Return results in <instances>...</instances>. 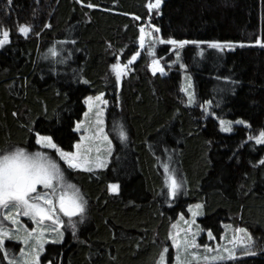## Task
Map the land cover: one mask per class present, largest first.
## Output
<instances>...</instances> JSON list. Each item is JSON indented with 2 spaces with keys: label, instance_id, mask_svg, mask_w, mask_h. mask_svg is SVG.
Instances as JSON below:
<instances>
[{
  "label": "trees",
  "instance_id": "16d2710c",
  "mask_svg": "<svg viewBox=\"0 0 264 264\" xmlns=\"http://www.w3.org/2000/svg\"><path fill=\"white\" fill-rule=\"evenodd\" d=\"M149 2L0 0V32L9 30L0 46V154L41 151L37 131L72 152L86 99L104 93L108 101L110 161L93 172L65 169L87 203L74 218L59 212L63 239L46 246L42 261L159 264L172 223L200 204L202 225L218 237L235 225L253 238L255 255L212 264H264V144L253 140L264 131V48L254 43L264 39V0H162L151 9ZM148 25L164 42L156 58L168 55L162 74L146 52L129 63ZM170 39L189 41L178 62ZM211 42L234 46L191 45ZM115 62L130 66L127 77L111 71ZM220 120L245 123L225 133ZM166 164L181 184L173 198ZM4 244L0 264H10L4 250L15 256L22 243Z\"/></svg>",
  "mask_w": 264,
  "mask_h": 264
},
{
  "label": "snow or ice",
  "instance_id": "6c2138e0",
  "mask_svg": "<svg viewBox=\"0 0 264 264\" xmlns=\"http://www.w3.org/2000/svg\"><path fill=\"white\" fill-rule=\"evenodd\" d=\"M10 2V0H9ZM162 0H154V3H148V8L153 7L159 8ZM88 7H96V5L89 4ZM139 19V17H137ZM155 27V26H153ZM28 25H23L19 28V31L27 35L30 31ZM158 32L159 29H156ZM140 45L143 47L145 40L144 28L140 29ZM9 38V30L4 29L0 32V46H2ZM162 40V37L160 38ZM168 43L172 45H184L189 43L187 40H175L170 39ZM192 43H201L200 41H192ZM213 47L220 48L223 50V46L229 48L233 47L232 42H211ZM254 43L264 45V39L258 38ZM55 54V50H53ZM139 55L137 52L132 59H135ZM153 55L155 52L153 50ZM131 61H129L130 63ZM116 70L117 78H120L123 74V66L113 65ZM153 71L159 70L164 71L163 66L160 65L158 59H153L152 61ZM187 91V89H185ZM103 93L96 97L97 100H101ZM194 97L189 94L188 103H193ZM93 97H88L87 101L91 102ZM107 103V101H103ZM211 104V101L207 102ZM91 106V104H90ZM98 123H103V121H98ZM221 125L224 126L223 130L230 132L231 122L230 121H220ZM240 123H245L240 121ZM117 131L118 136L123 139H127V132L123 125H119L118 128H114ZM103 131V129H100ZM37 138V143L42 144L44 147L56 149L59 156L67 163L69 167L72 168H85L87 171H92L93 168L90 166V161L87 159L86 155L82 156L80 152V145L77 144L76 152H66L63 148H60L52 139L50 135H42L39 131L35 133ZM105 140H109L108 135L105 133ZM253 139V137H249ZM256 143H264V131H261L256 137H254ZM264 164V160L260 161ZM96 167H103L104 165L97 162ZM167 167V166H165ZM38 186H42L41 190H38ZM181 188V184L177 182L174 174L169 175V194L175 196L177 191ZM112 191H118L119 185L112 184ZM86 200H84L79 189L76 188L74 184L66 181L64 171L61 169L59 163H57L52 157L45 152L37 151L35 153H29L26 149L17 147L14 150L7 151L0 154V212L3 213L4 218L10 221L12 224L21 225V222L17 220L18 215H23L29 217L39 226L42 220H55L56 224H62L57 213V206L59 210H62L65 215L71 217L77 213H83L85 210ZM200 207V206H197ZM16 213V215H13ZM195 215V213H194ZM22 226V225H21ZM75 231V224L72 225ZM19 231V228L17 229ZM28 231V235L24 238V242L27 244L29 239H33L36 243L33 245L35 251L27 253V255H22L19 260H11L10 264H39V251L43 248V241L46 239L43 236V232L46 231L43 228H37ZM51 231L56 232L58 229L52 228ZM240 231H245L241 229ZM33 232H39L38 235L33 236ZM13 232L10 228H5L3 221L0 220V248H3L4 240L6 237L13 236ZM211 236V232L209 231ZM16 238H20L16 236ZM59 239H63V233L59 234ZM55 242V241H54ZM173 243L177 249L175 260L176 264H190L189 260L186 258L188 256V248L190 245L186 241L178 240L173 236ZM184 249V254L181 255V248ZM227 256H213L212 259H234L235 252L227 247L223 249ZM168 248L164 247L160 253L159 264H166V254ZM4 256H7V250H4ZM244 254H249L245 250ZM195 256L196 253H191Z\"/></svg>",
  "mask_w": 264,
  "mask_h": 264
},
{
  "label": "rangeland",
  "instance_id": "374dc122",
  "mask_svg": "<svg viewBox=\"0 0 264 264\" xmlns=\"http://www.w3.org/2000/svg\"><path fill=\"white\" fill-rule=\"evenodd\" d=\"M145 31V40L144 45L141 47L140 45V39L138 41L137 45V52H139V55L141 53H145L148 55L151 60L158 59L161 66H164L165 64L170 65L167 61L168 55H166L163 58H156V55L158 54L157 48L159 45L164 44V42L160 41L158 37L155 35V28L151 25L143 27ZM141 34V33H140ZM187 45H190L189 43L184 45H172L170 44V56H173V59L175 62H178L179 57V50ZM194 46H198L200 48L207 47V48H214V49H220L213 47L212 44H191ZM259 47H263L264 45L258 44ZM229 48L227 46H223V49ZM153 50L155 52V55H153ZM137 58V56H136ZM134 59L131 61L133 62ZM152 63V62H151ZM115 65L123 66V74L120 77L125 78L129 75V67L127 65H121L119 62H115ZM113 64V65H114ZM178 64V63H177ZM113 65L111 67V71L116 75V70L113 68ZM153 73H163L165 71L160 72L159 70L153 71L152 64L150 66ZM117 77V75H116ZM187 89V91H185ZM183 92L186 93L188 99L189 94L191 93L192 96L194 95V88H193V80L190 75H187L185 73L184 76V82H183ZM101 94V93H100ZM100 94L91 96L93 97V100L91 102H88L86 99L85 105H86V111L84 112L81 120L77 122L76 124V130L79 133V141L75 144L74 149L72 152H76L77 148L76 145H80V152L82 156L87 157V159L90 161V166L93 168L92 171H97L99 169H103L107 166V164L110 161V157L112 154V143H109L108 140H105L104 134L106 132L105 127V121H106V113L108 108V101L106 99L105 94L103 93V96L101 100H97L96 97L100 96ZM103 101H107V103H103ZM91 104V106H90ZM103 121V123H98V121ZM222 121V120H220ZM219 121V122H220ZM226 121V120H223ZM244 123H240V121H234L231 122V128L235 125H240ZM221 130L225 133H228L223 130V127L220 123ZM100 129H103V131H100ZM108 135V134H107ZM110 140V139H109ZM255 142L256 140L253 139ZM37 142V139H36ZM41 147V151L48 153L52 159H54L57 163L60 164L61 169L64 171L65 179L68 182L67 173L65 172V169H72L70 168L67 163L59 156V153L56 149H51L44 147L42 144L37 143ZM257 144H264V143H257ZM99 162L103 164V167H96V163ZM164 166H167L164 165ZM72 170H79V171H87L85 168H74ZM163 171L165 174V182L167 183V187L169 189V175L174 174L170 168V166L163 167ZM176 177V176H175ZM178 182V180H177ZM70 183V181H69ZM179 183V182H178ZM42 186H38V190H41ZM170 191V190H169ZM179 191H177L178 193ZM176 193V194H177ZM171 198L174 196L170 195ZM200 204L191 205L189 209V215H181L175 222L172 223L171 229L169 232V243L170 247L168 248V252L166 254V264H176L175 256L177 249L173 243V236L176 237L178 240L186 241L190 247L188 248V256L186 257L190 264H212V263H220L225 261H230L242 257H249L255 255V251L253 249V238L251 234L243 227L231 225L227 229H225L223 235L221 234L220 237H218L214 232L211 231V229L205 228L200 218L202 217L201 213V206ZM60 210L57 206V213L56 215L58 218L62 220V217L59 214ZM195 213V215H194ZM13 215H16V213H13ZM17 220L21 222V225L12 224L10 221H8L6 218H4L3 213L0 212V220L3 221V225L5 228H10L13 232V236L6 237L4 240V243L7 240L12 239H18L22 243V248L18 254L15 256L13 254H7L8 260H19L22 255H27V253L31 251H35L33 248V245L36 243L35 240L29 239L28 243L26 244L24 242V238L28 235V231L26 230H32L37 228H43L46 231L43 232V236L46 238L43 241V248L41 251H39V264H50V263H43L42 261V254L45 251V248L48 244L55 243L58 241H61L59 239V234L62 232V224H56L55 220H42L40 225L38 226L35 221L30 219L29 217L18 215ZM58 229V231L53 232L51 231L52 228ZM19 228V231L17 229ZM241 229H244L245 231H240ZM209 231L211 232V236L209 235ZM39 232H33L32 235H38ZM16 236H19L20 238H16ZM55 241V242H54ZM5 244H3L4 247ZM227 247L230 250H234L235 252V258L234 259H212L213 256H227V253L223 251V249ZM170 248L173 250V256L170 257ZM245 250L248 251L249 254H244ZM181 255L184 254L183 247L181 248ZM191 253H196L195 256L191 255Z\"/></svg>",
  "mask_w": 264,
  "mask_h": 264
},
{
  "label": "water",
  "instance_id": "95a60500",
  "mask_svg": "<svg viewBox=\"0 0 264 264\" xmlns=\"http://www.w3.org/2000/svg\"><path fill=\"white\" fill-rule=\"evenodd\" d=\"M70 168H72V167H70ZM72 169H74V168H72ZM60 211H61V213H62L65 217H67V218H74V217H77V216L80 214V213H77L76 215L69 217V216L65 215L64 212H63L62 210H60Z\"/></svg>",
  "mask_w": 264,
  "mask_h": 264
}]
</instances>
